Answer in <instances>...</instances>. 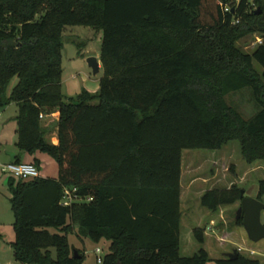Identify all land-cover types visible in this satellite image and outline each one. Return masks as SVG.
Returning <instances> with one entry per match:
<instances>
[{
    "label": "trees",
    "instance_id": "16d2710c",
    "mask_svg": "<svg viewBox=\"0 0 264 264\" xmlns=\"http://www.w3.org/2000/svg\"><path fill=\"white\" fill-rule=\"evenodd\" d=\"M252 1L258 14L249 0H0V111L16 106L19 152L46 153L58 166L56 178L8 179L15 262L84 264L68 243L74 233L108 243L100 264H264L240 244L235 258H210L202 247L179 253L181 152L235 141L248 165H264V42L250 52L236 46L264 36V0ZM72 26L100 32L102 74L96 93L67 97L60 63ZM243 89L256 106L249 118L226 102ZM55 112V121L39 118ZM64 189L78 197L69 206L60 203ZM241 191L213 187L199 206L220 217L240 206ZM263 192L264 180L256 194L264 203ZM204 229L191 231L199 246ZM228 230L247 239L239 220Z\"/></svg>",
    "mask_w": 264,
    "mask_h": 264
},
{
    "label": "rangeland",
    "instance_id": "374dc122",
    "mask_svg": "<svg viewBox=\"0 0 264 264\" xmlns=\"http://www.w3.org/2000/svg\"><path fill=\"white\" fill-rule=\"evenodd\" d=\"M249 9L256 10L257 7L252 0L248 3ZM254 35H248L236 43V46L245 52H250L254 47ZM100 32L82 26L66 27L63 33V49L61 51V86L62 92L67 97H74L82 89L90 93H96L99 88V79L101 70L95 75L86 63L88 57L99 56ZM256 68L260 70L257 66ZM17 78L13 77L7 86V94L16 84ZM226 102L235 108L243 118H249L256 111V106L252 101L251 93L248 89L232 93L226 97ZM16 115V106L10 103L1 113L0 121L6 122L5 129L0 134L1 143H6L7 147H0V264H18L14 261L10 244L14 241L13 213L10 206V190L8 179L12 176L9 173L2 172L1 167L9 163L5 151H12L15 142L14 132ZM0 122V123H1ZM46 124V120L42 119ZM10 124L12 132H10ZM12 135V136H10ZM11 145V146H10ZM17 150V149H16ZM184 161L195 166L196 177H206L208 173L216 174L213 181L208 185L216 188H227L232 183H238L244 189L245 197H254L258 192L259 182L264 180V165L262 163L248 165L240 155L237 142H230L224 145L218 151L186 150L182 152ZM26 156V155H24ZM35 157L39 159V174L41 177L56 178L58 175V166L56 161L46 153L35 152ZM213 162V163H212ZM185 173V175H187ZM199 182V181H198ZM197 183H194L190 190L192 192L200 189ZM208 187V186H207ZM187 190V189H186ZM183 189V208L179 236V253L181 256L193 255L199 247L204 248L210 258H218L224 253L231 252L233 245L240 244L243 248L254 249L264 255V239L257 243L247 240L242 234V240L233 239L229 235L224 236V232H229V227L234 222L236 214V205L231 208H222L218 215H211L208 211L200 208L196 197L197 194L186 193ZM264 201V192L261 195ZM213 220L212 231L205 230V242L199 246L193 239L191 231L194 227H208L209 220ZM260 222L264 225V209L260 213ZM75 228V227H74ZM234 229V228H233ZM240 234L241 230H237ZM225 237V238H224ZM68 243L70 246L83 252L84 264H97L96 257H102L108 251V243L101 240L93 242L88 239L80 241L74 233L68 234ZM96 249H100L98 255ZM51 256L55 253L50 249ZM208 264H213L212 262Z\"/></svg>",
    "mask_w": 264,
    "mask_h": 264
},
{
    "label": "crops",
    "instance_id": "0c3cea01",
    "mask_svg": "<svg viewBox=\"0 0 264 264\" xmlns=\"http://www.w3.org/2000/svg\"><path fill=\"white\" fill-rule=\"evenodd\" d=\"M97 60L99 61L98 57H97ZM99 66H100V63H99ZM4 109L2 111H0V116H1V113L4 112ZM57 117H58V113L55 112V113H52V116H49V115L46 116L45 115V117L43 119H45L46 122L48 123L50 121L52 122V121L57 120ZM5 123L6 122H3V123L1 122L0 123V134L5 129ZM15 129H16V123H15L14 132H12L11 124H10V132H12L13 135H15ZM10 136H12V135H10ZM49 139H50L52 144H54V145L57 144V138H56V135H55L54 131H52L50 133ZM15 140H16V136H15ZM14 144H15V142L13 143L12 151H5L6 156L9 159L8 160L9 162H13L15 158H18V161L20 163H31L34 160H37L39 162V159L37 157H35V153L32 154V155H29V154H26V153L19 152L18 150H16V147H15ZM7 146H9V145H7L6 143L2 144L1 143V139H0V147H7ZM183 151H186V150H183ZM182 152H181L180 180H179V187H180L179 201H180V211H181V213H182V208H183V205H184V203H183V193H184L183 189H185V190L187 189L185 192L188 193V195H189L190 193H194L195 192V191L193 192V189H192V192L190 190L191 186L194 183H197L198 185H200L199 186L200 189H198V191L195 192L196 194L198 193L196 199H197V201H199V197L203 194L204 191L213 188V186H211V184L210 185H208V184H209V182L213 181L215 179V177H216V174H213L211 172L208 173V175L206 177H196L194 175L196 167L193 166L192 164L187 163L186 161H184V156L186 154H184L182 156ZM24 155H26V156H24ZM187 172H188V174L185 175V173H187ZM39 176H40V174H39ZM220 217H221V215H220ZM211 221H213V220H211Z\"/></svg>",
    "mask_w": 264,
    "mask_h": 264
},
{
    "label": "water",
    "instance_id": "95a60500",
    "mask_svg": "<svg viewBox=\"0 0 264 264\" xmlns=\"http://www.w3.org/2000/svg\"><path fill=\"white\" fill-rule=\"evenodd\" d=\"M259 13L258 10L255 11ZM88 67L91 69L92 74L95 75L99 72V61L95 57H88L86 59ZM240 206L236 210L235 219H238L240 214L242 215L241 226L243 227L247 239L253 243H256L264 239V225L260 222V213L264 209V203L255 197H245L244 192H240ZM73 256L77 258L76 251L73 250ZM223 256L228 258H235L236 251L224 253Z\"/></svg>",
    "mask_w": 264,
    "mask_h": 264
},
{
    "label": "built area",
    "instance_id": "2783aa9c",
    "mask_svg": "<svg viewBox=\"0 0 264 264\" xmlns=\"http://www.w3.org/2000/svg\"><path fill=\"white\" fill-rule=\"evenodd\" d=\"M235 3H238V0H235ZM235 4V5H236ZM238 22L237 19L232 21V24H236ZM255 41L252 43L254 46L262 44L264 42V36H254ZM49 116H52V114H49ZM45 115L40 114L39 118H44ZM2 172L9 173L14 178L19 179H30V178H36L39 176V171L32 163H14L9 162L6 165H3L1 167ZM77 196L75 195V189L68 190L64 189L63 196L61 199V205L63 206H69L72 201L77 200ZM90 200V199H89ZM212 225L213 221L209 222V226L205 227V230L212 231ZM250 254H254L255 252L253 250H249ZM95 253L98 255L100 253V249H96ZM102 260V257L97 256L96 262L97 264H100Z\"/></svg>",
    "mask_w": 264,
    "mask_h": 264
},
{
    "label": "flooded vegetation",
    "instance_id": "af4514ba",
    "mask_svg": "<svg viewBox=\"0 0 264 264\" xmlns=\"http://www.w3.org/2000/svg\"><path fill=\"white\" fill-rule=\"evenodd\" d=\"M254 197H255V198H257V197H256V195H255ZM257 199H258V198H257ZM258 200H259V199H258ZM260 201H261V200H260ZM238 208H239V207H238ZM238 208H237V209H238ZM237 209H236V210H237ZM236 210H235V211H236ZM234 218H235V217H234ZM234 220H239V221H240V223H241V220H242V215L240 214L239 218H238V219H234Z\"/></svg>",
    "mask_w": 264,
    "mask_h": 264
}]
</instances>
